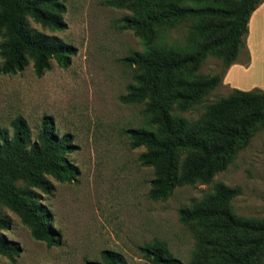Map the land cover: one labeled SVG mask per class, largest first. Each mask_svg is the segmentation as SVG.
Instances as JSON below:
<instances>
[{
    "label": "trees",
    "instance_id": "1",
    "mask_svg": "<svg viewBox=\"0 0 264 264\" xmlns=\"http://www.w3.org/2000/svg\"><path fill=\"white\" fill-rule=\"evenodd\" d=\"M263 1L105 0L106 6L129 12L118 21V30L131 31L143 48L119 60L134 72L119 102L143 104L146 125L124 134L130 149H145L138 157L140 165L153 169L150 200L164 201L176 187L210 184L232 162L237 146L264 128V92L259 89H233L196 120L180 115L195 108L222 80V75L199 73L206 57L218 56L227 69L246 49L249 19ZM65 11V0H0V74L22 71L30 62L38 78L50 61L67 68L75 49L28 24L29 19L61 32ZM181 25L187 31L180 42L169 33ZM9 127H0V204L18 216L32 239L57 246L41 194H52L50 178L67 183L76 179L78 168L67 160L74 148L68 135L53 129L51 117L41 119L35 136L22 116ZM240 193L239 187L215 183L212 192L178 210L182 225H194L196 248L189 264H264V218L233 213L231 201ZM9 227V220L0 216V256L7 258L21 251L3 234ZM139 252L142 263H128L121 254L103 250L99 261L85 264H183L164 242L146 244Z\"/></svg>",
    "mask_w": 264,
    "mask_h": 264
},
{
    "label": "rangeland",
    "instance_id": "2",
    "mask_svg": "<svg viewBox=\"0 0 264 264\" xmlns=\"http://www.w3.org/2000/svg\"><path fill=\"white\" fill-rule=\"evenodd\" d=\"M104 2L65 0L66 28L61 32L28 19L31 28L75 49L67 68L50 61L38 78L30 62L22 71L0 74V127L10 131V122L22 116L35 136L41 119L51 117L57 134L68 135L74 149L67 160L79 171L71 183L50 178L52 194H41L57 246L32 239L18 216L0 204V216L10 222L3 234L21 250L11 258L0 256V264H85L99 261L103 250L121 254L128 263H142L139 248L155 241L164 242L175 258L189 264L196 248L194 225H182L178 210L212 192L215 183L240 188L231 201L237 217L264 218V128L252 131L247 144L237 146L232 162L210 184L176 187L164 201L148 198L153 169L140 165L138 157L145 149H130L124 134L128 128L146 125L143 104L119 102L134 74L119 60L143 48L131 31L118 30V21L129 12ZM186 31L181 25L169 36L181 42ZM258 41L264 52V39ZM234 64L249 65L247 48L239 51ZM229 68L218 56L208 55L199 73L222 75V80L195 108L180 115L196 120L205 107L236 89L233 77L226 80ZM262 69L261 64L249 84L261 77Z\"/></svg>",
    "mask_w": 264,
    "mask_h": 264
},
{
    "label": "crops",
    "instance_id": "3",
    "mask_svg": "<svg viewBox=\"0 0 264 264\" xmlns=\"http://www.w3.org/2000/svg\"><path fill=\"white\" fill-rule=\"evenodd\" d=\"M258 39H264V1L258 5L248 22L246 48L249 56V65L239 66L234 64L230 66L226 73V80L229 77L235 79L233 87L236 89L244 91L259 89L264 92V75H262V72H264V52L258 46L260 44ZM260 56H262V59H259ZM261 64L263 65V69L260 71L261 77L249 84V80L253 78L254 73H258L257 68Z\"/></svg>",
    "mask_w": 264,
    "mask_h": 264
}]
</instances>
